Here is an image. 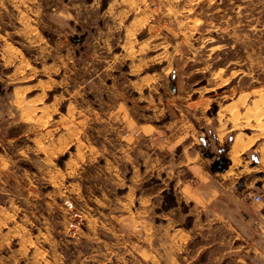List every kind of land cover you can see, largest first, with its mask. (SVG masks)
Returning a JSON list of instances; mask_svg holds the SVG:
<instances>
[{
	"label": "rangeland",
	"instance_id": "rangeland-1",
	"mask_svg": "<svg viewBox=\"0 0 264 264\" xmlns=\"http://www.w3.org/2000/svg\"><path fill=\"white\" fill-rule=\"evenodd\" d=\"M49 63L65 73L46 102L53 94L64 101L74 89V64L82 70L79 211L98 206L93 195L109 185L102 179L94 186L97 170L88 164L89 141L116 120L100 96L107 81L121 89L151 74L162 80L151 92L163 93L167 109H185L183 98L168 100L175 82L180 96L201 98L210 129L220 121L229 127L230 111L233 126L264 141V0H0V264L85 262L77 255L85 245L64 231L61 207L68 194L76 205L69 186L76 172L65 170L69 155L75 157L74 113L63 117L61 101L45 116L29 102L42 90L33 87L43 78L36 68ZM150 88L129 91L127 99ZM236 99L237 107H226ZM79 215L68 220L82 228Z\"/></svg>",
	"mask_w": 264,
	"mask_h": 264
},
{
	"label": "crops",
	"instance_id": "crops-1",
	"mask_svg": "<svg viewBox=\"0 0 264 264\" xmlns=\"http://www.w3.org/2000/svg\"><path fill=\"white\" fill-rule=\"evenodd\" d=\"M74 67V89L64 96L62 116L74 113L75 119V157L69 155L65 170L76 172L74 183H69L75 186L76 205L68 194L61 195V207L68 216L64 231L85 245L77 254L84 264H264V141L257 143L256 134L233 126L230 111L225 116L229 127L219 120L210 129L201 98L189 101L180 96L174 81L168 100L183 98L187 103L185 109L168 110L163 93L157 97L151 92L162 81L151 74L121 89L112 80L104 84L102 104L113 107L107 114L116 120L89 141L88 164L97 170L91 174L94 186L102 179L109 185L93 195L98 206L77 209V199L83 196L78 179L82 152L77 143L83 134L79 105L84 83L81 68ZM61 68L60 63L36 68L43 78L33 87L41 85L42 90L29 102L45 116L62 101L53 94L46 102L52 88H61L65 73L61 75ZM148 85L147 95L127 99L129 91L140 93L138 88ZM237 102L226 107H237ZM254 196L262 201L255 202ZM75 211L80 212L78 220H84L82 228L79 221L69 222Z\"/></svg>",
	"mask_w": 264,
	"mask_h": 264
},
{
	"label": "built area",
	"instance_id": "built-area-1",
	"mask_svg": "<svg viewBox=\"0 0 264 264\" xmlns=\"http://www.w3.org/2000/svg\"><path fill=\"white\" fill-rule=\"evenodd\" d=\"M253 200L255 202H261L262 201V197L261 196H254Z\"/></svg>",
	"mask_w": 264,
	"mask_h": 264
},
{
	"label": "bare ground",
	"instance_id": "bare-ground-1",
	"mask_svg": "<svg viewBox=\"0 0 264 264\" xmlns=\"http://www.w3.org/2000/svg\"><path fill=\"white\" fill-rule=\"evenodd\" d=\"M236 145V144H235Z\"/></svg>",
	"mask_w": 264,
	"mask_h": 264
}]
</instances>
